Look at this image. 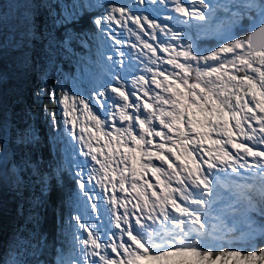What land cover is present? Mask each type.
<instances>
[{"label": "snow or ice", "instance_id": "1", "mask_svg": "<svg viewBox=\"0 0 264 264\" xmlns=\"http://www.w3.org/2000/svg\"><path fill=\"white\" fill-rule=\"evenodd\" d=\"M101 7L97 28L103 33L105 23L115 24L136 43L127 63L119 47L107 56L109 83L90 98L63 90L58 101L54 91L49 95L63 106L85 160L75 184L87 218L72 219L86 235L74 233L71 255L61 254L57 264H264V0ZM162 10L176 26L159 22ZM192 29L217 37L218 46L205 54ZM36 37L34 19L24 15L14 46ZM71 41V35L62 41L69 52ZM84 117L91 123L81 125ZM34 163L9 156L0 141V178L10 172L18 189L36 186L42 199L51 174Z\"/></svg>", "mask_w": 264, "mask_h": 264}, {"label": "trees", "instance_id": "2", "mask_svg": "<svg viewBox=\"0 0 264 264\" xmlns=\"http://www.w3.org/2000/svg\"><path fill=\"white\" fill-rule=\"evenodd\" d=\"M112 2L0 0V39L2 37L3 40L0 77H6L5 83L0 84V91L13 87L12 95L6 98V120L13 129L11 135L18 134V142L11 140L2 147L9 156L14 153L17 160L30 159L36 162L33 168L38 163L42 171L51 174L42 199L36 186L19 189L15 186L17 193L10 198V206L3 209L5 214L0 218V229L5 236L0 245V262L11 264L16 260L20 264H57L61 254L67 259L72 253L73 234L77 233L72 218L85 213L83 200L76 199L78 189L69 149L66 142L61 141L57 101L61 96L60 84L64 75L74 78L76 72H82L84 62L96 61L93 55L98 49L100 36L94 21L105 12L101 5ZM24 15L34 19L37 37L27 47L21 48L14 46L12 36ZM54 19L66 20V23L54 26ZM68 35L72 37L70 52L62 45ZM214 44L209 42L206 46L213 48ZM198 46L205 44L198 43ZM15 55L22 57L21 69L14 60ZM25 57L29 58L27 65L23 63ZM2 63L17 76L8 78V71H4L6 68ZM53 91L57 101L49 98ZM50 118L53 125L49 124ZM9 184H14L10 172L0 178V186ZM37 204H40L38 210Z\"/></svg>", "mask_w": 264, "mask_h": 264}, {"label": "rangeland", "instance_id": "3", "mask_svg": "<svg viewBox=\"0 0 264 264\" xmlns=\"http://www.w3.org/2000/svg\"><path fill=\"white\" fill-rule=\"evenodd\" d=\"M85 1L87 2V0H85ZM188 2H189V0H185V3H188ZM112 3H116V4L131 3V0H113ZM62 11H64L63 5H62ZM104 13L102 14V16L104 15ZM164 14H167V12L165 10H162L161 15L159 17H157L159 19V22L169 23L173 26H176L175 21H164L162 18ZM1 15H2V10H0V17H1ZM172 15H175V13H172ZM101 17H99V18H101ZM0 28H1V24H0ZM129 28L136 31L135 25H132L131 22H129ZM96 32H98V35L100 36L99 43H98V49L96 50V52L93 55V56H95L96 61L95 62H90V61L84 62L85 64L83 63V65H82L83 66L82 72L81 73L76 72L75 73L76 76H74V78L68 77L67 74L64 75L63 79H61L62 82L60 84V88L63 91L69 92L70 94L79 93L80 95L84 96L85 98H90L92 93L94 92V90L102 89V86H106L109 83V79L107 76L105 64L110 63L107 61V56L116 54L117 47H119L120 50L126 54L125 63L128 62L127 54L132 53V51H133L130 47V44L136 43V37L134 35H131L125 29L117 28L115 24H107V23H105V25H104V32L103 33L97 27H96ZM4 33L6 34V32H4ZM0 34L2 36L1 30H0ZM109 34H111V35L117 37L119 40L123 41V44L122 45H114L112 40L108 39ZM189 34L191 35L192 39L195 41V43L197 45H198V43H204L205 44V46H199V49L202 52H204L205 54L207 53L208 50L214 49L219 44V39L215 36L208 35V36H199L198 37L195 29H192ZM140 35H141V39L148 40V37L143 36V34H140ZM1 39H2V37H1ZM165 39H166L165 37L160 36V40H165ZM150 42L153 44H156L158 41H150ZM209 42L215 43L213 48H208L206 46V44ZM1 47H3V45L0 46V55L2 54V50H3ZM159 55L162 56L163 54L160 53ZM3 59H4V57L1 58V60H3ZM142 59H143V63L146 64L147 63L146 57L142 58ZM14 60L18 64L19 69H21L22 57L20 55L16 57V55H15ZM132 62L137 63L138 67L143 66V65L139 64V62L135 61V59H133ZM3 66H4V64H3ZM153 67H155V65H153ZM161 67L168 68L169 66L168 65H161ZM4 71H8V72H6V75L8 78H11V76L13 77V75L17 76V74H14L13 71H11L9 68H6ZM19 71H21V70H19ZM136 74L138 75L139 71H137ZM145 75H150V74L145 73ZM127 78L130 81L132 77L128 76ZM17 79H20V78L18 77ZM5 81H6V77H4V78L0 77V84H4ZM127 88L129 91L133 90L130 83L127 85ZM12 89H13V87H10L9 89H6L5 92L0 91V141H2V146H3V144H5L6 142H9L11 140H12V142H18V139L16 138L18 136L17 132H15L16 133L15 135H11V133H13V129H12V127L8 126L9 123L6 120L7 119L6 118V116H7L6 98H7V96L12 95ZM109 95H112V94L109 93ZM132 99H134V97ZM97 111L99 112L100 110L97 109ZM57 113L59 115V123L61 125V134H62L61 141L66 142L67 148L69 149L70 161H72V171L75 175V172L78 170L79 166L85 162V160H84V157L79 154L80 153L79 144L76 141L72 140L71 135H69L68 128H70V125L68 127L65 126V124H64L65 118L63 116V106L59 105L58 102H57ZM100 115L106 116V114L104 112H100ZM75 118H76L75 116L72 117V119H75ZM90 123L91 122L87 121L86 117L81 119V125L90 124ZM49 124L53 125V119H51V118L49 119ZM117 126H120L118 121H117ZM33 133H34V131H33ZM77 134H79V129H77ZM88 135H91V133H86L85 137L87 138ZM1 186H0V191H1L0 197H5V199L0 198V218L5 214L3 209L10 206V202H11L10 198H12L15 193H17L15 190L14 184L1 185ZM101 195H102V193H101ZM118 195H120V194L118 193ZM240 227L242 228V225H240ZM84 235H86V234H84ZM4 237H5L4 233L0 229V245L3 243Z\"/></svg>", "mask_w": 264, "mask_h": 264}]
</instances>
